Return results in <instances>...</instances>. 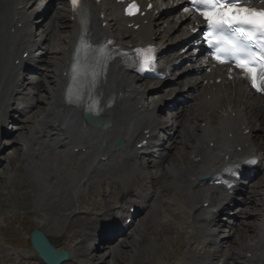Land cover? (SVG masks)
<instances>
[{"label":"bare ground","instance_id":"1","mask_svg":"<svg viewBox=\"0 0 264 264\" xmlns=\"http://www.w3.org/2000/svg\"><path fill=\"white\" fill-rule=\"evenodd\" d=\"M37 1L0 0V141L4 136L2 128L15 116L20 123L16 131L25 133L22 138L7 137L4 146L0 142V153L9 146L11 155L14 154L0 163V169L9 166L13 158L21 161L10 168L5 189L14 187L13 183L20 185L21 191L28 189L31 206L35 208L31 212L38 214L37 229H47L58 216L68 219L70 225L77 222L86 229L81 237L53 235L79 246L74 252L68 250L69 258L63 264H115L125 255L130 259L128 264H139L140 257L144 258L143 244L165 230L168 232L164 227L167 225L181 240L177 255L173 252L175 257L169 258L167 264H205L206 259L210 264H264V179L250 187H232L223 192L209 185L225 162L245 169L240 162L252 160L253 165L247 170L255 168L257 175L264 173V97L251 94L244 80L237 77L228 82L222 76V81L215 83L220 70L203 73L209 63L199 64L196 49L181 53L192 41L188 39L196 21L189 13H181L177 7L181 0H137L145 14L133 19L122 16L116 0H101L98 5H89L90 22L85 30L71 22L63 0H59L58 11L52 7L55 0H47L36 31L31 9ZM149 4L152 8L146 10ZM166 10L170 13L164 19ZM102 13L105 19L100 20ZM162 23L167 24V30L162 29ZM80 38L91 48H100L113 40L90 90L98 114L110 122L104 130L85 125L80 110L65 103L71 59ZM142 43L155 45L160 54H172L171 65L185 58L198 67L188 66L181 75L177 72L152 87L138 88L141 82L128 71L122 56ZM35 59L46 67L38 70L39 77L31 91L24 93L28 84L20 74ZM165 83L173 85L170 101L157 99ZM180 96L187 100L179 103L176 98ZM185 103L189 105L184 106ZM167 109L173 113L171 120L164 121L162 115ZM165 123L174 132L168 144L162 145L161 153L153 151L150 145L138 147L155 130H163ZM120 138L125 144L114 151L113 145ZM50 159L55 167H44ZM151 164L155 170L148 176L145 172ZM203 174L209 175L207 181L200 179ZM103 185L109 187L103 188L108 193L101 190ZM77 186L86 187L88 195L89 190H101L102 195L93 196L87 209V215L96 212L99 219L81 217L83 210L71 209L73 200L82 195ZM149 187L153 192L144 202L143 192ZM237 194L244 196L242 221L234 222L223 244L209 249L214 243L211 238L222 232L221 226L213 229L217 216L227 207L239 204ZM155 197L161 199V208L153 202ZM131 207L135 211L131 223H139L132 240L131 232L127 233L133 226L130 223L120 243L113 241V235L121 232L118 220L125 214L124 222ZM11 209L2 208L0 215L3 211L13 212ZM45 212H50L51 217H41L40 213ZM147 212L153 215L149 221L148 216L142 218ZM64 223L62 226L68 225ZM245 230L246 236L242 237ZM52 242L57 249L63 245ZM99 243L112 244L104 254L98 250ZM92 252H97L95 262L88 257ZM77 256L82 260H76ZM34 259L23 256L14 263L0 247L2 264H36Z\"/></svg>","mask_w":264,"mask_h":264},{"label":"rangeland","instance_id":"2","mask_svg":"<svg viewBox=\"0 0 264 264\" xmlns=\"http://www.w3.org/2000/svg\"><path fill=\"white\" fill-rule=\"evenodd\" d=\"M39 1H41V0H39ZM33 9H35V6L33 7ZM59 9H60V4L57 3L54 11L59 10ZM161 27L164 30L167 29L166 24L161 25ZM26 74H28V73H26ZM141 85H143V84H141ZM166 95H167V91H163L160 97L166 98L167 97ZM168 115H170V114H168ZM22 134H23V132L21 133L20 131H14V133H12L11 136H12V138L13 137L22 138L25 133L23 135ZM11 151L12 150H9V147H7L6 150H4V151H2V153H0V155H2L1 156V159H2L1 163L5 162V160L10 156ZM13 156H14V154L11 157H13ZM10 160L11 159H9V161ZM9 161L7 163H9ZM58 161H59V163L61 162L60 160H58ZM20 162H21L20 160L16 161L13 158L10 161L11 164L9 166L5 165V167L3 169H0V194H1L0 195V212H2V208L5 209V207L6 208H9V207L13 208V209H11V210H13V212H11V213L7 212L4 214V211H3L2 215H0V246L2 245L5 248L6 252L13 258L14 263L17 262V258H22V256H24V255L33 256L32 249L28 245V241H27L28 238L27 237H28V233L33 228H36L38 226L36 223V216L38 217V214L35 213L34 211L31 212V210H34L35 208H33V206H31L32 203L30 201L31 200L30 197L28 196V189L21 191L20 185L16 186V183H13V184H15L14 187L8 186L5 189V186H7L6 181H7V179H9L7 176L10 175V172H9L10 168L13 166H17ZM61 165H62V162H61ZM44 167L54 168L55 166H54V163L52 162V160L50 159L46 163H44ZM137 169H139V168H137ZM59 173H61V170L58 173H56V174L53 173V174L55 176H57V174H59ZM150 173H151V170H150ZM263 176L264 175H262V177ZM256 181H259V180H256ZM61 185L64 186L63 184H61ZM77 187H79V190H81L82 195L81 194L80 195L82 197L79 195V196H77L78 198L76 197L77 199L73 200V202L71 203V205H72L71 209L73 211L74 210H83L84 213L81 212L79 215L81 217L88 216L90 218H98L99 219L100 216L96 215L97 214L96 212H93L90 216L87 215V211H88L87 209L92 204L91 203V201L93 199L92 197L93 196L98 197V196L102 195L101 190H103V193L104 192L108 193L106 190H109V187L106 188L103 185V187H101V190L96 191L94 193H90L91 191L89 190V195L87 194L88 192L86 191V187H84V186H82L81 188H80V186H77ZM103 188L106 190H104ZM152 191H153L152 188L151 189L145 188L144 194L147 193L149 195ZM238 199L243 200V198H241V197H238ZM160 201H161V199L159 197H155L153 202L158 206ZM121 202H123V201H121ZM162 206H163V204H162ZM159 207H160V205H159ZM239 207L240 206H238V208ZM14 209H15V211H14ZM25 212H28L29 215H25L24 214ZM242 212H243V208L237 210L236 212H234V214H236L237 218L240 219ZM45 213H40L41 217H43V218L44 217H48V218L51 217L50 212H47L46 214ZM47 214H49V215H47ZM150 214H151V212L150 213L147 212L146 215L144 214L142 216V218L144 216H148L146 218V220L149 221L153 216L152 214L151 215ZM223 216L224 215H220L219 218L223 217ZM222 219L224 220L225 218H222ZM64 221L68 225L62 226L63 224H65ZM122 221H123V218H121L119 220V223H122ZM54 222H55V224L50 225L47 227V229L42 230V231H45V233L47 234L46 236L49 239L56 241V244H63L59 249H71L72 252H74L75 249H78L79 246H75L76 243H69L67 241L58 240L57 234L61 235L62 233H64L67 235V237H69L70 235H72V236L75 235L76 237H81L84 234V232L86 231L84 226L80 225L79 223H77L75 221H72L75 223L70 225L69 220L65 219V217L62 218V216H58V220H55ZM138 225H139V223H137V221H136V223L130 228L132 233H134V231L137 230ZM173 225H177V224L174 223ZM223 226H226V225L224 224ZM164 227L168 228V232H167V230H165L163 234L157 235L156 238L151 236L154 240H150L151 242L150 243L148 242L149 244L148 243L143 244V247L145 248V252L143 254L144 258L140 257L139 264H141V261H143L144 264H167V262H170L169 258L172 259L175 257V255H177L178 247H179V244L181 243V240L178 239V234L174 232L173 228H171V225H167ZM180 227L184 228L183 225H181V224H180ZM76 229H77V231H76ZM249 231L252 232V230H250V229H249ZM52 232H55V233L53 234ZM69 233H71V234H69ZM246 233L247 232L245 230L243 232L244 235L242 237H245ZM53 235H57V236H53ZM222 235H224V234H222ZM131 236H130L129 240L130 239L132 240ZM220 237L223 238V236H220ZM125 246H127V244H124V247ZM100 250L104 251L101 248H100ZM173 252L175 253V255L173 254ZM95 257L96 256H94V258ZM72 258H74V256ZM76 258H77L76 260H82V259H79L80 258L79 256H77ZM102 260H101V262H102ZM119 260L117 262H115V264H128L130 261V259L126 255L122 256V258H120ZM92 261H94V260H92ZM33 262L36 264H40L35 259ZM0 264H2V263H0ZM7 264H10V263H7Z\"/></svg>","mask_w":264,"mask_h":264},{"label":"snow or ice","instance_id":"3","mask_svg":"<svg viewBox=\"0 0 264 264\" xmlns=\"http://www.w3.org/2000/svg\"><path fill=\"white\" fill-rule=\"evenodd\" d=\"M247 0H191L192 6L207 22L204 38L219 63L226 59L235 62L251 81L256 91L264 90V9L241 6ZM259 3L261 0H252ZM78 0H72L75 6ZM129 15L139 11L132 3L126 9ZM187 11V8L185 9ZM210 37H216L215 43ZM139 51V50H138ZM150 53L152 50H144ZM145 56L144 64L150 65Z\"/></svg>","mask_w":264,"mask_h":264},{"label":"water","instance_id":"4","mask_svg":"<svg viewBox=\"0 0 264 264\" xmlns=\"http://www.w3.org/2000/svg\"><path fill=\"white\" fill-rule=\"evenodd\" d=\"M121 143L120 141L116 147ZM30 241L45 264H61L68 258L67 251H56L54 245L51 244L41 231L33 230L30 234Z\"/></svg>","mask_w":264,"mask_h":264}]
</instances>
